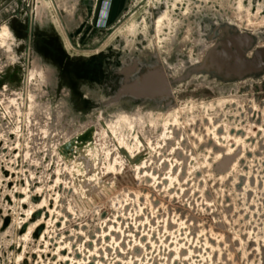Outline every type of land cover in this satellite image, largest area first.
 Returning a JSON list of instances; mask_svg holds the SVG:
<instances>
[{
	"label": "rangeland",
	"instance_id": "1",
	"mask_svg": "<svg viewBox=\"0 0 264 264\" xmlns=\"http://www.w3.org/2000/svg\"><path fill=\"white\" fill-rule=\"evenodd\" d=\"M91 1L0 0V264H264V155H248L264 127L239 101L197 84L170 111L103 105L113 71L156 56L177 67L201 17L261 27L264 0ZM38 12L48 57L25 43ZM246 96L261 105L264 88Z\"/></svg>",
	"mask_w": 264,
	"mask_h": 264
},
{
	"label": "water",
	"instance_id": "2",
	"mask_svg": "<svg viewBox=\"0 0 264 264\" xmlns=\"http://www.w3.org/2000/svg\"><path fill=\"white\" fill-rule=\"evenodd\" d=\"M165 11L164 5L153 8L154 25ZM36 16L24 24L29 29L25 43L29 47L34 45L42 57H48L47 43L43 35L37 32L39 29H36L39 12ZM201 18L194 24L198 28V38L192 43L188 54L175 64L177 67L156 56L151 63L136 59L113 71L121 81L114 95L103 103L104 107L128 100L164 106L170 111L176 107L177 88L200 84L213 95H218L219 100L241 98L238 104L230 106L236 107L237 112L239 109L243 112L247 110L250 121L255 123L256 119L255 127H264V101L261 105L255 104L254 100H247L249 104L246 105L241 102L248 97L247 94L264 88V25L249 28L233 19L213 15ZM5 26L10 27L17 40L11 25ZM35 33H38L37 38L34 37ZM236 128L230 133H235V137L246 136L239 127ZM91 136L92 133L85 135L82 142L90 141ZM255 138L250 140V145L254 144ZM261 144L258 152L252 153L249 148L248 155H264V141ZM222 165H232V158L224 159Z\"/></svg>",
	"mask_w": 264,
	"mask_h": 264
},
{
	"label": "bare ground",
	"instance_id": "3",
	"mask_svg": "<svg viewBox=\"0 0 264 264\" xmlns=\"http://www.w3.org/2000/svg\"><path fill=\"white\" fill-rule=\"evenodd\" d=\"M168 18V13H166V12H164L163 13V16H161L158 20H157V25L158 26H161V24L163 23V22H165V20ZM262 27V26H261ZM254 28H258V27H254ZM3 31H4V35L6 36V37H8L9 39H14V33L12 32V30L10 29V27H8V26H5V28L3 29ZM16 39V38H15ZM239 99H241V98H239ZM239 99H231V100H218V102H217V104L218 105H221L222 103H225L226 101H228V102H230V101H232V103H233V100H235L236 102H238L239 101ZM204 105V104H203ZM206 108V107H205ZM207 109V108H206ZM176 111H177V109H176ZM166 122H168V121H166ZM165 122V123H166ZM172 122H173V120H172ZM163 123V122H162ZM168 124H170V123H168ZM173 124H178L179 125V123H174L173 122ZM181 124V123H180ZM162 125V124H161ZM164 126V125H163ZM175 126V125H174ZM183 126V125H182ZM217 127V126H216ZM218 130V129H217ZM220 129L216 132V136H214L215 138H216V142L218 143V139H221V133H220ZM177 134L179 133V132H176ZM228 133V132H227ZM173 134H174V132H173ZM176 135V134H175ZM228 136V135H227ZM227 136H226V139H227ZM177 137V136H176ZM231 137V136H230ZM240 138V137H239ZM248 138V137H247ZM237 139V138H236ZM241 139H244V137H242ZM221 142V141H220ZM215 149L217 148L216 146L214 147ZM241 149V148H240ZM222 155V154H221ZM183 220V219H182ZM169 225V224H168ZM222 233H223V231H222ZM225 235V234H224ZM216 238V237H215ZM223 239V238H222ZM250 239H251V237H250ZM242 243V242H241ZM250 244H253V243H250ZM135 249V248H134ZM263 249V248H262ZM179 251H181V250H178L177 252L179 253ZM263 251V250H262ZM182 252V251H181ZM178 253H177V255H178ZM135 254H138V251L136 250L135 251ZM262 254V253H261ZM139 255V254H138ZM183 256H184V253H183ZM252 256V255H251ZM259 256V255H258ZM186 259V258H185ZM253 261V260H252Z\"/></svg>",
	"mask_w": 264,
	"mask_h": 264
},
{
	"label": "built area",
	"instance_id": "4",
	"mask_svg": "<svg viewBox=\"0 0 264 264\" xmlns=\"http://www.w3.org/2000/svg\"><path fill=\"white\" fill-rule=\"evenodd\" d=\"M109 1L110 0H104L103 4H104V8H108L109 6ZM104 10V9H103Z\"/></svg>",
	"mask_w": 264,
	"mask_h": 264
},
{
	"label": "flooded vegetation",
	"instance_id": "5",
	"mask_svg": "<svg viewBox=\"0 0 264 264\" xmlns=\"http://www.w3.org/2000/svg\"><path fill=\"white\" fill-rule=\"evenodd\" d=\"M94 1H95V0H92V1H91V3H92L91 5H92V6L94 5ZM98 3H99V2H98ZM165 9H166V8H165ZM162 16H163V15H162ZM106 26H107V24H103L102 26L100 25V27H102V28H103V27H106Z\"/></svg>",
	"mask_w": 264,
	"mask_h": 264
},
{
	"label": "crops",
	"instance_id": "6",
	"mask_svg": "<svg viewBox=\"0 0 264 264\" xmlns=\"http://www.w3.org/2000/svg\"><path fill=\"white\" fill-rule=\"evenodd\" d=\"M96 3H98V0H97V2H96ZM96 5H97V4H96ZM89 6H90V5H89ZM90 7H92V6H90ZM93 9H96V6H95V8L93 7ZM99 25H101V26H102L103 24H101V23H100Z\"/></svg>",
	"mask_w": 264,
	"mask_h": 264
}]
</instances>
